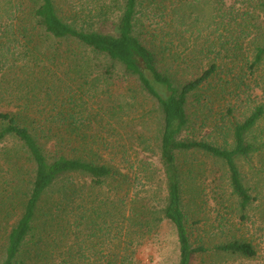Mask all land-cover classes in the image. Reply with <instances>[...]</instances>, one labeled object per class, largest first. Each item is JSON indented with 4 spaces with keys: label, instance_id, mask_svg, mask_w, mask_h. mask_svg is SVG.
Masks as SVG:
<instances>
[{
    "label": "trees",
    "instance_id": "16d2710c",
    "mask_svg": "<svg viewBox=\"0 0 264 264\" xmlns=\"http://www.w3.org/2000/svg\"><path fill=\"white\" fill-rule=\"evenodd\" d=\"M258 1L264 17V0ZM244 2L256 8V0ZM178 3L115 0L88 10L84 18L64 21L55 0H34L30 21L0 24V108L10 109L0 112V264H139L136 250L164 222L174 229L178 264H196L212 255L256 256L249 243L233 240L210 247L192 233L197 221L187 214L179 159L203 154L223 164L236 206L244 212L252 197L237 162L253 152L247 135L264 109L257 107L232 127L230 149L200 139L193 115L208 100L220 55L200 74L181 80L178 68L184 63L171 47L158 46L155 35L149 37L145 21L167 16ZM250 14H243V27L244 38L251 40V60L242 58L253 72L264 61V42L256 39L264 21ZM239 49L237 43L228 45L229 54L221 59L241 62ZM61 78L77 87L52 103L33 106L21 96V85L28 81L46 96L51 82L61 84ZM103 98L112 104L103 111L108 119H117L125 105L136 106L137 99L152 106V137L138 136L136 148L159 160L165 186L161 205L137 176L133 181L131 166L120 169L106 162L107 143L100 151L102 139L86 135L100 115L91 112L89 102ZM83 227L96 239L88 250L96 257L93 262L83 258L80 248L68 246V237L82 246Z\"/></svg>",
    "mask_w": 264,
    "mask_h": 264
},
{
    "label": "rangeland",
    "instance_id": "374dc122",
    "mask_svg": "<svg viewBox=\"0 0 264 264\" xmlns=\"http://www.w3.org/2000/svg\"><path fill=\"white\" fill-rule=\"evenodd\" d=\"M109 1L113 4L115 0H55V5L57 14L65 21L66 17L72 16L84 18L88 10L95 11ZM181 1L184 0H179L176 8L171 12L169 10L167 16L145 20L147 33L150 38L155 35L158 46L171 47L180 62L185 64H180L177 75L184 81L200 74L209 61L220 55L217 57V75L207 88L208 100L197 109L193 118L199 127L197 135L200 139L230 149L232 127L243 123L257 107L264 109V61L257 70L255 68L250 72L242 58V55H249L251 60V40L244 38L246 16L243 14L249 12L256 17V21H264L258 7L259 1L256 0V8L255 4L247 8L245 0H185L183 5ZM33 2L0 0V24L30 21ZM213 16L216 17L215 21ZM234 17L236 21L232 20ZM263 32L260 30V33H256L258 44L264 42ZM235 43L240 46L238 56L241 62L239 58L221 59L229 54L226 52L228 45ZM61 81V84L57 80L52 81L46 96L36 82L28 81L27 87L21 85V96H25L33 106L40 101L52 103L67 96L71 87H77L66 78H61ZM136 103L133 108L125 105L117 119H108L103 111L112 105L110 101L103 98L98 102H89L91 112L100 115L95 117L96 124L86 131V135L93 133L99 140L102 139L97 146L100 151H104L107 143L111 152H105L106 162L114 163L120 169L131 166L133 181L137 176L148 196L161 205L165 198V186L159 160L136 148L138 136L143 135L147 140L152 137L154 119L149 115L152 106L141 99H137ZM6 111L10 109L0 108V112ZM225 134L227 144L223 139ZM247 138L254 150L247 158L237 162L244 185L252 197L249 208L244 212H240L236 206L223 164L203 154H194L186 158L187 161L179 159L186 178L187 214L191 221H197V226L192 229L197 242L212 247L238 240L251 244L256 251V256L251 259L212 255L199 259L196 264H264V114L249 131ZM108 153L111 156L108 157ZM122 153L126 157H122ZM81 230L78 243L82 246H74L72 237H68V246L80 248L83 258L93 262L96 257L88 250L96 239L89 237L86 228ZM135 259L139 264H178L179 250L172 226L162 223L138 247Z\"/></svg>",
    "mask_w": 264,
    "mask_h": 264
}]
</instances>
